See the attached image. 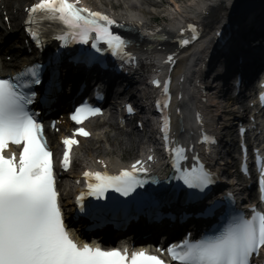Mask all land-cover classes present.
<instances>
[{"label":"snow or ice","instance_id":"obj_1","mask_svg":"<svg viewBox=\"0 0 264 264\" xmlns=\"http://www.w3.org/2000/svg\"><path fill=\"white\" fill-rule=\"evenodd\" d=\"M28 11V32L39 43L43 22L62 26L56 39L68 45L74 42L88 44L101 51L103 41L113 54L131 62L134 57L127 51L129 41L112 31L117 21L99 11L81 7L78 0H39ZM193 31L195 27L190 25ZM182 44L189 40L183 39ZM173 60L172 56L168 61ZM39 66L26 67L24 71L0 78V264H166L160 257L145 251L129 253L119 248L105 250L99 246L81 243L73 237L65 225L61 210L53 169L52 151L44 136L43 124L38 114L29 109L37 93L32 85L40 84ZM160 86V81L154 80ZM170 81L163 86V100H157L161 111L171 101ZM264 99V96H262ZM164 107H161V105ZM129 112L132 111L128 106ZM99 108L81 105L72 115V120L82 123L89 116L100 113ZM164 138L169 142V152L173 154V166L179 180L189 189L201 191L215 183L214 174L202 163L191 168H183L182 160H187L186 149L177 143L171 147L170 117H163ZM79 135H90L84 128L77 130ZM204 142L214 143V138L204 134ZM79 141L66 138L63 165H70V152ZM10 145L21 146L17 153L10 151ZM152 159V157H149ZM199 160V157H194ZM123 169L118 175L107 171L85 172L88 178V191L77 198L80 211H85V195L104 198L109 189L128 197L141 187L146 180L138 173L148 169L138 167ZM246 170V169H245ZM264 172V167H262ZM264 188V177L261 179ZM101 211L98 205H89L87 212L95 216ZM264 248V212L253 209L250 217L233 211L227 220L214 233L200 239H184L180 244L171 245L167 251L177 264H252L254 254Z\"/></svg>","mask_w":264,"mask_h":264},{"label":"bare ground","instance_id":"obj_2","mask_svg":"<svg viewBox=\"0 0 264 264\" xmlns=\"http://www.w3.org/2000/svg\"><path fill=\"white\" fill-rule=\"evenodd\" d=\"M29 1H32V0H6L5 1L6 5H8L7 9L11 10V8L13 6H15L19 10V12H17L16 15L15 14L12 15L13 20H15L16 18L19 17L21 9L23 8L24 5L29 3ZM216 1L217 0H176V1L175 0H168V4H163L159 8L151 10V14L153 15V17L150 20H147L148 18L145 20H146L147 24L151 26L153 31L162 30L161 34L157 35V37L166 36L170 33L173 25H175L176 22L181 21L182 18L194 17L199 12L201 13V11L206 8V6H209V5H211V3L216 2ZM225 10H227V7H225L224 3H222L220 5V7H218L217 9L213 8L212 9V12H213L212 15L209 18L205 19L206 23L207 24L215 23V21L218 18V14L221 11H225ZM226 13H229V10L226 11ZM161 15H166V16H170V17H169V22H167L166 26H164L160 29L159 26L155 27L153 25L152 19H155V18H157V16H161ZM199 16H200V18H202L201 14ZM134 38L138 42H141L142 48H144L145 46H150V45H153L154 43H156L155 41H151L150 38H147V37H144L141 39L139 34H136L134 36ZM157 43H159V42H157ZM152 53H155V51H152ZM149 58H151V57H149ZM0 64L2 66H5V69L7 68L8 65H10V66L13 65V63L9 64L6 62V60H3V59H0ZM93 125H95V123H93ZM108 140H110L114 143L113 152H111V153L118 156L117 158L112 159L116 163H120L121 161H124L125 156H129L133 152H136L139 148L142 147L141 145H143V143H139L136 146H134L131 143V137L130 136L128 137V135H126L125 137H123L119 133H116L112 139H108ZM88 151H89V154L86 157H90V156L94 157L95 151H100V152H103V154H107L105 156H108V154L110 153V150L108 149L107 146L102 148L101 146H97L95 144L92 147L88 146ZM91 159L93 161V158H91Z\"/></svg>","mask_w":264,"mask_h":264},{"label":"rangeland","instance_id":"obj_3","mask_svg":"<svg viewBox=\"0 0 264 264\" xmlns=\"http://www.w3.org/2000/svg\"><path fill=\"white\" fill-rule=\"evenodd\" d=\"M162 24V23H161Z\"/></svg>","mask_w":264,"mask_h":264}]
</instances>
